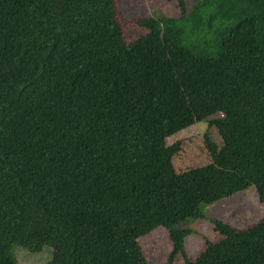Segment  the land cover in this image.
<instances>
[{
    "label": "trees",
    "instance_id": "obj_1",
    "mask_svg": "<svg viewBox=\"0 0 264 264\" xmlns=\"http://www.w3.org/2000/svg\"><path fill=\"white\" fill-rule=\"evenodd\" d=\"M174 1L125 42L115 0H0V264L12 245L147 264L138 238L159 226L165 264H264V217L209 218L218 239L185 254L202 206L264 202V0ZM201 120L221 145L176 173L166 140Z\"/></svg>",
    "mask_w": 264,
    "mask_h": 264
},
{
    "label": "rangeland",
    "instance_id": "obj_2",
    "mask_svg": "<svg viewBox=\"0 0 264 264\" xmlns=\"http://www.w3.org/2000/svg\"><path fill=\"white\" fill-rule=\"evenodd\" d=\"M115 6L125 42H131L146 32L145 28L136 24V20L157 13L174 17L178 16L179 12L174 0H115ZM166 142L178 144V152L172 158V167L176 173L210 162L221 145L216 128L204 120L171 134ZM201 213L204 219L199 224L197 220H188V225L202 235L193 233L186 236L185 254L188 259L196 256L204 240L218 239L208 221L209 218L226 220L236 227L246 228L264 217V202L259 203L254 190L247 188L230 197L202 206ZM260 237L261 235L256 236ZM138 243L147 264H165L171 245L164 227L153 228L140 236ZM11 252L16 264H43L51 257L50 248L47 246L38 252H30L12 245ZM181 261L182 258L176 255L172 264H179Z\"/></svg>",
    "mask_w": 264,
    "mask_h": 264
}]
</instances>
